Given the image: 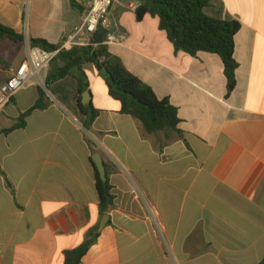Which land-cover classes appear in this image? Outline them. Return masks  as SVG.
I'll list each match as a JSON object with an SVG mask.
<instances>
[{
	"label": "crops",
	"instance_id": "1",
	"mask_svg": "<svg viewBox=\"0 0 264 264\" xmlns=\"http://www.w3.org/2000/svg\"><path fill=\"white\" fill-rule=\"evenodd\" d=\"M76 1L83 12L70 0H0V24L24 37L0 40V87L28 59L31 40L62 45L81 25L92 0ZM140 5L114 3L107 45L178 109L181 133L148 134L94 65L84 67L87 105L71 77L56 83L46 109L0 135V264H64L95 227L81 264L264 260V0H214L205 10L241 24L230 95L222 59L176 51L158 18L137 20ZM90 38L82 34L79 46ZM48 71L0 107V132L36 104ZM96 156L115 196L101 232Z\"/></svg>",
	"mask_w": 264,
	"mask_h": 264
},
{
	"label": "trees",
	"instance_id": "2",
	"mask_svg": "<svg viewBox=\"0 0 264 264\" xmlns=\"http://www.w3.org/2000/svg\"><path fill=\"white\" fill-rule=\"evenodd\" d=\"M75 10H85L76 0H70ZM141 5L137 8V20L142 21L147 15L158 18L159 28L165 32L169 41L178 52H184L192 57L199 53H212L218 55L225 67L228 95L236 87V71L238 63L235 59V36L241 28L237 21H226L210 17L205 10L212 5L214 0H139ZM108 30L99 28L90 38L87 46H76L70 50H61L53 61V71L48 73L45 88L52 94L53 86L59 81L71 77L77 86L79 94L89 88L88 77L84 71L86 65H94L99 73L108 71L107 76H102L107 82L111 98L118 101L122 113L139 120L145 131L150 135L161 132L181 133L178 109L169 99H160L154 90L145 84L139 77L128 71L124 62L114 56L105 43ZM9 39L15 43H22L24 37L14 30L0 24V40ZM31 46L41 47L48 51H57L61 45H51L42 39L31 40ZM49 104L46 91L39 89V98L36 104L26 111L11 129L0 132L8 134L13 130L23 128L26 119L37 110H44ZM93 117L85 122L90 127L95 120ZM96 188L100 199L101 215L109 212L114 207L115 196L113 186L109 179L103 182L99 172L95 169ZM99 237L98 227L91 229L85 242L75 250L65 253L64 264H81L93 244ZM264 264V260L260 263Z\"/></svg>",
	"mask_w": 264,
	"mask_h": 264
},
{
	"label": "built area",
	"instance_id": "3",
	"mask_svg": "<svg viewBox=\"0 0 264 264\" xmlns=\"http://www.w3.org/2000/svg\"><path fill=\"white\" fill-rule=\"evenodd\" d=\"M117 0H92L82 23L67 37L57 51H48L41 47L29 48L28 59L21 64L16 73L0 87V107L8 104L18 92L30 87L35 79L41 81L40 73L47 72L61 50H70L84 44L80 36H92L99 28L106 30L110 27V12ZM113 38L108 34L106 44H111Z\"/></svg>",
	"mask_w": 264,
	"mask_h": 264
},
{
	"label": "water",
	"instance_id": "4",
	"mask_svg": "<svg viewBox=\"0 0 264 264\" xmlns=\"http://www.w3.org/2000/svg\"><path fill=\"white\" fill-rule=\"evenodd\" d=\"M101 74L104 75V76H107L108 75V71L107 70H103V71H101ZM90 97H91V94H90L89 91H86V92L83 93V104L84 105H87L89 103ZM94 162H95L96 168H97V170L99 172L100 179L103 182H106L107 181V176H106L105 168L102 165V163H101V161H100L98 156H96L94 158ZM108 219H109L108 215H105L103 217V220H102L100 228H99V232H101L102 229L105 227V225L108 222Z\"/></svg>",
	"mask_w": 264,
	"mask_h": 264
},
{
	"label": "rangeland",
	"instance_id": "5",
	"mask_svg": "<svg viewBox=\"0 0 264 264\" xmlns=\"http://www.w3.org/2000/svg\"><path fill=\"white\" fill-rule=\"evenodd\" d=\"M53 66H55V65H53V63H52L51 66H50V68H49L48 73H50L51 71H53V69H54ZM87 67H89V66H87ZM86 70L88 71L89 68H87ZM43 87H44L43 89L46 91L48 97L54 98V95L50 91L46 90L45 85H43Z\"/></svg>",
	"mask_w": 264,
	"mask_h": 264
}]
</instances>
